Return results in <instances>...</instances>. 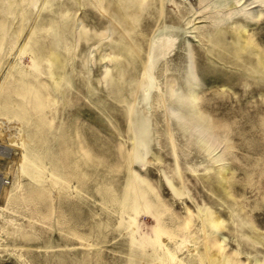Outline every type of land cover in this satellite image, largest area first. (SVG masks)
Returning a JSON list of instances; mask_svg holds the SVG:
<instances>
[{
  "label": "rangeland",
  "instance_id": "rangeland-1",
  "mask_svg": "<svg viewBox=\"0 0 264 264\" xmlns=\"http://www.w3.org/2000/svg\"><path fill=\"white\" fill-rule=\"evenodd\" d=\"M0 264H264V0H0Z\"/></svg>",
  "mask_w": 264,
  "mask_h": 264
}]
</instances>
